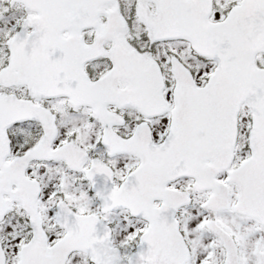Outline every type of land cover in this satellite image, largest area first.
Wrapping results in <instances>:
<instances>
[{"label":"snow or ice","instance_id":"obj_1","mask_svg":"<svg viewBox=\"0 0 264 264\" xmlns=\"http://www.w3.org/2000/svg\"><path fill=\"white\" fill-rule=\"evenodd\" d=\"M0 264H264V0H0Z\"/></svg>","mask_w":264,"mask_h":264}]
</instances>
